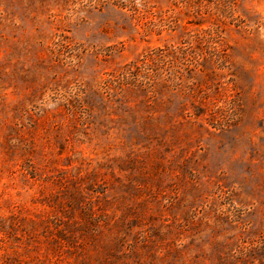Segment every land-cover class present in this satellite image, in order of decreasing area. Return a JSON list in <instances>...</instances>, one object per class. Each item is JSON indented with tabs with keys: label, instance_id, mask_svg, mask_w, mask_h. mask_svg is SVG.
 Here are the masks:
<instances>
[{
	"label": "rangeland",
	"instance_id": "374dc122",
	"mask_svg": "<svg viewBox=\"0 0 264 264\" xmlns=\"http://www.w3.org/2000/svg\"><path fill=\"white\" fill-rule=\"evenodd\" d=\"M0 264H264V0H0Z\"/></svg>",
	"mask_w": 264,
	"mask_h": 264
}]
</instances>
